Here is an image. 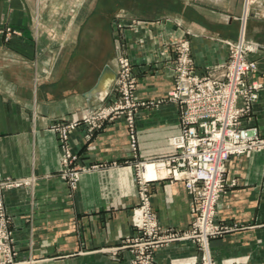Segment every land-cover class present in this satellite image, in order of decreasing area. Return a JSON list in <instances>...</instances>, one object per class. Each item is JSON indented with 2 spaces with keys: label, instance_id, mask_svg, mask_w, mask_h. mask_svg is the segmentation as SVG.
I'll list each match as a JSON object with an SVG mask.
<instances>
[{
  "label": "crops",
  "instance_id": "1",
  "mask_svg": "<svg viewBox=\"0 0 264 264\" xmlns=\"http://www.w3.org/2000/svg\"><path fill=\"white\" fill-rule=\"evenodd\" d=\"M107 1L98 4L107 6L111 16L130 2L141 8L138 23L124 24L121 30L123 53L138 72L140 99L154 100L170 89L174 56L168 45L179 38L189 40L199 74L224 61L226 49L220 40L235 39L244 17L246 38L264 49V0H253L247 14L243 0ZM3 24L19 34L0 47V178H35L32 186L4 193L16 261L131 264L129 248L119 244L134 233L135 167L172 152L171 139L181 132L177 105L163 99L135 114L136 157L121 118L106 121L88 141L85 125L79 124L70 135L72 152L82 165L100 166L83 173L71 189L58 175L61 155L51 125L81 108L107 102L114 73L111 59L108 80L96 86L105 65L95 66V0H0ZM115 48L111 39L112 58ZM251 57L264 84V52ZM252 114L264 136V86ZM228 177H235L237 185L223 198L216 218L249 227L211 239L210 250L219 262L235 257V264H264V154L231 158ZM150 189L159 224L187 228L193 205L183 182L157 180ZM196 255L190 241L154 253L155 264H192Z\"/></svg>",
  "mask_w": 264,
  "mask_h": 264
},
{
  "label": "built area",
  "instance_id": "2",
  "mask_svg": "<svg viewBox=\"0 0 264 264\" xmlns=\"http://www.w3.org/2000/svg\"><path fill=\"white\" fill-rule=\"evenodd\" d=\"M248 6L249 2L246 0L245 12L248 11ZM242 36L243 33L237 41H224L229 50L227 62L208 68L205 74L194 72L187 42H178L174 48L177 58L175 80L165 98L177 104L182 128L179 135L171 139L173 149L170 154L136 164L135 181L138 186L139 203L132 212V225L139 239H133L129 243L131 239L127 238L122 240L123 245L119 247L131 249L132 264H154L153 248L172 239L163 235L168 230L161 229L150 206V184L154 181L160 179L181 181L193 198L194 219L187 230L180 232L181 236L178 239H191L192 242L197 240L199 245L206 249L208 238L218 233L212 217L215 204L219 201L225 185L226 162L231 155L247 152L255 143L253 136L244 133L240 121L249 112L252 101L257 98V90L261 87V84L249 82L248 79L256 64L248 60L247 56L250 52H256L259 47L245 41ZM132 77L129 60L126 57L117 59L115 80L109 91L113 103L97 112H89L81 119L91 126L90 129L94 127L96 129L102 126L105 119L112 120L123 116L127 122L131 153L135 157L137 140L133 115L139 107L153 102L157 104L162 99L138 100L135 97ZM77 123L71 118L59 130L65 168L64 178L72 187L78 180L79 171L70 168L76 156L67 146V136L69 130ZM148 167L152 169L153 174H145ZM18 184L20 182L17 181L0 183V192L4 186ZM8 217L0 199V232L6 233L5 222ZM6 237L0 235V239L5 240ZM155 238L157 239L152 241ZM4 244L0 241V264H11L8 247ZM192 264H196L195 260ZM198 264L217 263L206 251ZM221 264L235 263L233 260H226Z\"/></svg>",
  "mask_w": 264,
  "mask_h": 264
},
{
  "label": "rangeland",
  "instance_id": "3",
  "mask_svg": "<svg viewBox=\"0 0 264 264\" xmlns=\"http://www.w3.org/2000/svg\"><path fill=\"white\" fill-rule=\"evenodd\" d=\"M99 1L100 0H95V66H100L101 67L103 64L105 66H109L107 64V61L113 59L114 74H115L117 59H119L120 57L121 58L122 57H126L129 60V62H130L131 74L133 76L132 78L134 80V85H135L134 93H135V97L137 98V96H136V90H137V79H138V76H137L138 74L137 73L138 72L134 68V65L132 64V62L128 58V56L123 53V48L121 47V44L124 42V38L125 37H124V34L121 32V30H122L124 24H132L133 25V24L138 23V21H139L138 20V16H140L141 8L139 7V5L130 2V4H127L126 6H122L121 5V7H122L121 9H115V13L112 14V16H111V14H108V12H107V10H108L107 9L108 8L107 6H106V8L105 7L100 8V6L98 4ZM105 1H107V0H105ZM245 1L246 0H243V13L244 14H247L248 11L247 12L244 11ZM247 1L249 2V5L250 4H253L252 3L253 0H247ZM148 11H150V10H148ZM87 12H88L87 10H84L83 16H86L87 15ZM244 18H243V20H240V25H239V28H238V33H237V36L235 37V39H231V40L230 39H221L220 40V43L226 49V53H225L226 56H225L224 61L221 62V63L214 64V65L206 66L203 69V72L200 73V74H205L208 68H212V67H215V66H219V65H222V64H224V63L227 62V59L229 57L228 56L229 50H228L227 45H225L224 41H237L240 38L241 33H243V36L242 37L244 38L245 41H249V42H251L253 44H257V46L259 47L258 50L256 52H253V53L250 52L248 54V56H247V59L248 60L253 61L256 64L255 70H253L252 72L249 73L248 79L250 80L249 82L255 81V82L261 84V87H259L258 90H257V98L254 101H252V103H251V105L249 107V109H250L249 112L247 114H245L241 118V121H240L241 122L240 125H241L242 130H244V133L246 135H248V136H253L255 143L251 147V149H249L247 152H245L243 154L231 155L228 158V161L226 162V171H225V177H224L225 185L223 187V190L221 191L219 201L215 204L214 214H213V217H212V222H213L214 225L217 226V229H218L217 232L218 233L208 238L207 244H206L207 245V248L206 249L205 248H202L199 245V242L197 240H195V241L192 242L191 239H178L179 236H181V233L180 232H183V230H178L176 228H171V227L170 228L169 227L168 228L167 227H162L159 224L157 215H156V213L153 210L152 205H151V191H150V206H151L152 211L155 214L156 221H157L158 225L161 227V229H163L164 231L165 230H168V232L166 234H163V235L170 236V238H172L170 242L164 243V244H161V245H158L157 244V246H155L153 248L152 257L154 259V264H155L154 253H155V251L158 248H160L162 246L169 245V244L174 243V242H183V241H190V242H192L195 245V247L197 249V252H198V255H196V258H195L196 264H198L200 262L201 258L205 255L206 251L208 252L209 256L217 264H221L222 262H225L226 260H233L234 263H236L235 257H227V258L221 259L220 262L217 261L213 257L212 251L210 250L209 241L211 239L221 238V237H223L226 234H229L231 232H234V231H237V230H241V229H245V228H248L249 227V226H246V225H243V224H238V223L226 224V223H223V222L218 221L216 217H217V214H218V209H219L220 203L222 202L223 198L226 196V194L231 189H233L237 185V181H236V178L235 177H228V165H229V162H230L231 158H233V157H242V158L248 159V158L252 157L255 154H260V153L261 154H264V136H261L260 135V133L258 131V128L254 125V123H253L254 122V118H253V114H252L253 104L258 100V98H259V92L263 88L264 84H263L262 81H259V79L257 78V76L255 74L257 72V70H258L257 60L254 59L253 57H251L252 54H254V53H257V52H260V51L264 52V49L257 42H254V41L249 40V39L246 38V36H245V19ZM109 27L111 29V32H109ZM16 34H19L18 30L14 29L11 25H9V24H3V25H1L0 26V47L2 45L12 43L11 42V37H12V35H16ZM111 39L113 41L115 40V43H116V48H115V51H114L113 58H112V56H110L112 54L111 52L108 54V52L110 51V47H111ZM183 41L184 42H187L188 45H189V56H190V60H191L192 65L194 67V72L195 73H198L197 70H196V67H195L193 58L191 56V46H190L189 40L186 39V38H184V37L179 38L175 42H173L170 45H168L170 52L174 56L173 57V67H174V70H173V76H172V84H171V87H170L169 90H171V88L173 87L174 80H175V66H176L177 58H176V52H175L174 48H175V46H176V44L178 42L180 43V42H183ZM114 80H115V76H114L113 80H111L110 87H109V89L107 91V94H106V96H107V102H105L103 104H100V105H98L96 107L94 106V107L81 108V109L73 112L72 114H70V116L63 117V118H60L58 120H55L52 123V125H51V129L55 132L56 139H57L58 149H59V152H60V155H61V168H60V170L58 172V175L68 185V187L71 188V189L75 188L78 180L80 179V176L83 173L88 172L90 170H93L96 167H99L100 165H98V166L97 165H90V166L82 165L80 163L79 156L77 154H75V153L72 152V147H71V143H70V135H71L72 131H74L79 124H83V125H85V128H86V133H85L84 137L88 141V140H90L92 138L93 134L95 133V130H98V129L102 128L103 125H104V123L106 121H111V120H106L105 119V120H103L102 126H100V128H96L95 129V127H94L92 129H90L91 126L86 121H83L81 119V117L84 116V115H86V114H89V112L90 113H92L94 111L97 112L100 109L106 108L108 105H110V103H113V100L110 97L111 95H109V91H110L111 85L113 84ZM169 90H167L166 93L163 96H161V97H159L157 99H154V100H161V99L163 100V99H166L165 96H166V94H167V92ZM137 99L138 100H146V99H140V98H137ZM154 100H147V101H154ZM166 100H168V99H166ZM152 105H154V102H153ZM143 107H145V106H143ZM143 107H139L138 110L135 112V114H137L141 110V108H143ZM179 113L180 112H179V109H178V115H179V119H180V114ZM135 114L133 115V117L135 116ZM71 118L75 119L78 122L77 125L73 129L69 130L68 136H67L68 137L67 138V146L69 147L70 152L74 156H76V160L73 162V164L70 165V168L79 171L78 180L75 182L74 187H72L69 184V181L64 178V169L65 168H64V165H63V152H62V147H61L62 144H61L60 135H59V130L62 129V125H64L65 123H67V120L70 121ZM119 118H121L125 122V125H126V128H127V140H128V144H129L128 127H127V122L124 119V117L123 116H119V117L114 118L112 120L119 119ZM180 123H181V120H180ZM133 126H134V131H135V134H136L135 121H133ZM181 128H182V124H181ZM129 148H130V144H129ZM130 151H131V148H130ZM135 157H136V155H135ZM136 171L137 170H136V167H135L134 182H135V185H136V188H137V197H138L139 196L138 195V186H137L136 181H135ZM160 180H162V179H160ZM168 180H170V179H168ZM7 181L8 182H16L17 181V182H20V184H18V186H9V187L4 186L3 189H1V192H0L1 198L0 199L2 201V205H3V208H4V211L5 212H6V209H5V206H4V193L5 192H10L12 190L22 189V188H24V187H26L28 185L29 186H32L33 183H34V181H35V178L34 177H26V178L25 177H19V178L16 177V178H13V177H8V176L7 177L0 178V183L7 182ZM172 181H174V180H172ZM175 181H178V180H175ZM150 186H151V184H150ZM189 196L191 197L192 205H193V211H194L193 198H192V196L190 194H189ZM138 203H139V197H138V202H137V204H136L135 207H137ZM133 209L131 211V226H132V229H133V232L134 233H132L131 235H128V236L123 237L120 240L119 246H122L123 245L122 244V240H126L127 238L131 239L129 243H131L133 239H139V237L137 236V233H136V229H134V227L132 225V212H133ZM10 219L11 218L8 217V219H6V222H5L6 233H4L3 231L0 232V235H2L3 237L4 236H7V237L5 238V240H3L1 238L0 241H2L3 243H5L4 245H6L8 247L9 255H10L11 259H12V263L11 264H20L21 262L16 261V259H15L16 249L13 246L14 236H13L12 230H11L10 225H9L10 224ZM193 219H194V213H193V216L191 218V221H190L189 225H191ZM189 225L184 230H187L188 227H189ZM157 237H159V234L157 235ZM156 239L157 238L152 239V241H155ZM129 243H127V244H129ZM201 244H202V242H201ZM202 245H205V244L203 243ZM116 249H118V247ZM129 250H130V253L132 254L130 248H129ZM132 259H133V254H132ZM192 263H193V261H192ZM131 264H132V260H131Z\"/></svg>",
  "mask_w": 264,
  "mask_h": 264
},
{
  "label": "water",
  "instance_id": "4",
  "mask_svg": "<svg viewBox=\"0 0 264 264\" xmlns=\"http://www.w3.org/2000/svg\"><path fill=\"white\" fill-rule=\"evenodd\" d=\"M106 70H108L109 72H107ZM111 69L109 68V66H105L104 71L102 72L101 76L99 77L98 80V84L96 85L97 87H99L100 85H102L106 80H108L109 75H107V73H111ZM115 74L113 73L112 77L110 78V82L111 80H113Z\"/></svg>",
  "mask_w": 264,
  "mask_h": 264
},
{
  "label": "bare ground",
  "instance_id": "5",
  "mask_svg": "<svg viewBox=\"0 0 264 264\" xmlns=\"http://www.w3.org/2000/svg\"><path fill=\"white\" fill-rule=\"evenodd\" d=\"M145 174H146V175H151V174H153L152 169H151L150 167H148V168L145 170Z\"/></svg>",
  "mask_w": 264,
  "mask_h": 264
}]
</instances>
